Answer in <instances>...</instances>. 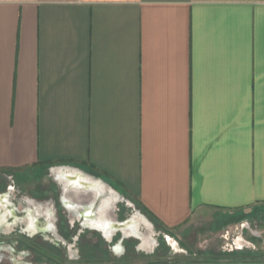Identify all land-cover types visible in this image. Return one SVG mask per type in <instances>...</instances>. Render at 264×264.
Here are the masks:
<instances>
[{
	"label": "crops",
	"instance_id": "crops-1",
	"mask_svg": "<svg viewBox=\"0 0 264 264\" xmlns=\"http://www.w3.org/2000/svg\"><path fill=\"white\" fill-rule=\"evenodd\" d=\"M112 193L153 232L264 217V0H0V195L106 240Z\"/></svg>",
	"mask_w": 264,
	"mask_h": 264
},
{
	"label": "flooded vegetation",
	"instance_id": "flooded-vegetation-1",
	"mask_svg": "<svg viewBox=\"0 0 264 264\" xmlns=\"http://www.w3.org/2000/svg\"><path fill=\"white\" fill-rule=\"evenodd\" d=\"M68 185L78 186L75 183ZM115 200V197H107L105 202L97 203L93 208L95 214L86 216L82 223L83 226L101 230L107 242H113L114 239L110 240V237L116 230L122 232L124 237L120 235L119 243L114 242L113 245V252L121 256L102 258L107 264H264V249L259 246L264 244V238L260 239V235L259 238H254V234H251L246 241L242 233L232 234V231L228 230L231 223H227L220 226L225 227V230H221L220 242L215 250L205 247L200 252L192 253L189 249L191 250L190 247L195 245L197 240L193 234L198 232L199 227L180 236L153 232L150 223L138 213L119 223L114 220L111 211L109 212ZM26 201L27 205L18 209L17 206L21 201L14 199L11 203L8 194L0 195V251H6L10 255L7 257L10 264H32L27 258L33 255L43 259V263L49 264L85 263L88 259L80 258L82 252L78 255L75 251L76 257L71 259H65L62 254H58V251L63 250L59 247V240L56 238L54 242L51 238H54L55 234L48 232L53 229L50 224L53 219L50 209H46L37 201L31 199ZM245 221L247 222H242L241 225L243 228L248 224V220ZM141 225H144V231L140 230ZM202 225L201 228L205 227V229L199 228L200 233L206 232L208 228V225ZM5 238H9V241L2 244ZM49 238L56 245L57 251L50 247L52 251L45 245L49 244ZM78 240L79 237L76 238V241ZM244 248L251 249L252 252L241 251ZM17 256L25 260H17Z\"/></svg>",
	"mask_w": 264,
	"mask_h": 264
},
{
	"label": "rangeland",
	"instance_id": "rangeland-1",
	"mask_svg": "<svg viewBox=\"0 0 264 264\" xmlns=\"http://www.w3.org/2000/svg\"><path fill=\"white\" fill-rule=\"evenodd\" d=\"M33 180H34V182L30 183V182H27V180L25 178H22V177L18 178L17 179V186L20 187V189L23 193H26L28 195H31L32 197L39 199L41 197L42 192H41L40 186H39L38 172L33 176ZM119 204L120 203H118L116 207H118ZM124 214H130V209H125ZM225 218H229V219H225ZM222 219L225 220V222H224L225 224L231 223L228 230L232 231V234L237 235V233H238V235H240V233H242V236L244 237V239L246 241H248L247 237L251 236V234H252V233H250V231L254 232L253 233L254 238H259V235L261 236L260 239L264 238V217H260L259 219H255L252 221L249 220L248 227L246 225V229L244 228V230H242L243 227H241V225L244 222L243 223L240 222L239 224H237V222L234 220L235 219L234 217L233 218L222 217V218H220V220H218V222H221ZM208 221L204 223L205 226L208 225V228H206L207 229L206 232L200 233L199 231H201V230H199V228H201V227H199L197 229L198 232H195L193 234V237H196L197 240H196V244L190 247L191 248V250L189 249L190 252H192V253L200 252L205 247H208V248L215 250L218 247V243L220 242L219 234L221 233V230H223V229L225 230V227H222V228L219 226L215 227L214 224L213 225L210 224L211 223L210 220H208ZM61 225H62V227L60 229L63 232L62 238H58L57 236H55L54 238H51V239H53L54 242H56V238L59 240V247L61 248V250L62 249L63 250H62V252L58 251V254H62L63 258H65V259L74 258V257H76L75 251H77L78 255L80 252L83 253L80 255L81 256L80 258H87L88 259V260H85V263H79V264H107V262L105 260H103L102 258H107V257L113 258V257L121 256V255H116L113 252L114 242H116V244H118L120 241L119 237L114 239L113 242H107L104 239H99L96 236V234L90 232V233L83 234L84 236L79 237V240L76 241V238L74 237V235H76V234H73L72 230H70V231L66 230L63 227L64 224H61ZM209 225H211V226H209ZM195 228L189 226V227H186L181 232L175 233V234L180 236L183 233H189L192 230H196ZM203 229H205V227H203ZM17 230H19V228ZM17 230H16V233L18 232ZM49 237H50V235H49ZM51 239L49 238V240H50V241H48L49 244H45L50 250H52L50 247H52L53 249H55V247H56V245L52 243ZM42 240H43V238H42ZM8 241H9V238L8 239L5 238L2 240V244L8 243ZM259 246H261L264 249V244H260ZM195 248H198V249L196 250ZM55 251H57V248L55 249ZM241 251L252 252L251 249H246V248H244ZM78 255H77V258H78ZM0 256H1L0 264H10V261L7 259V257L10 255H8L6 253V251H0ZM16 259L21 260V261L25 260L21 256H17ZM27 259L30 260L32 262V264H49V263H43L42 262L43 259L41 260L38 256L34 257V255L28 257ZM98 259H100V260H98Z\"/></svg>",
	"mask_w": 264,
	"mask_h": 264
},
{
	"label": "bare ground",
	"instance_id": "bare-ground-1",
	"mask_svg": "<svg viewBox=\"0 0 264 264\" xmlns=\"http://www.w3.org/2000/svg\"><path fill=\"white\" fill-rule=\"evenodd\" d=\"M58 172H59V174H65L63 171H61L60 169L58 170ZM70 178L69 179H67V180H65L66 181V183L67 184H73V183H75V184H78V185H80L81 183H82V181L83 180H85L84 178L82 179L81 178V175H73V176H71V174H70V176H69ZM107 197H115L116 199H117V197L116 196H114L113 195V193L111 194V195H109V196H107Z\"/></svg>",
	"mask_w": 264,
	"mask_h": 264
},
{
	"label": "trees",
	"instance_id": "trees-1",
	"mask_svg": "<svg viewBox=\"0 0 264 264\" xmlns=\"http://www.w3.org/2000/svg\"><path fill=\"white\" fill-rule=\"evenodd\" d=\"M155 226H156L157 229L159 228L158 224H155Z\"/></svg>",
	"mask_w": 264,
	"mask_h": 264
}]
</instances>
